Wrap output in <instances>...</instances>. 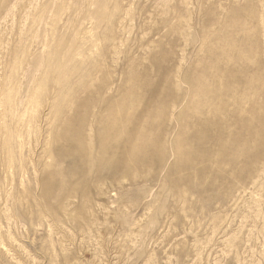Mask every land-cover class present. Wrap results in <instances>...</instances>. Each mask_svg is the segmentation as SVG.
Returning a JSON list of instances; mask_svg holds the SVG:
<instances>
[{"label":"rangeland","instance_id":"obj_1","mask_svg":"<svg viewBox=\"0 0 264 264\" xmlns=\"http://www.w3.org/2000/svg\"><path fill=\"white\" fill-rule=\"evenodd\" d=\"M0 264H264V0H0Z\"/></svg>","mask_w":264,"mask_h":264},{"label":"bare ground","instance_id":"obj_2","mask_svg":"<svg viewBox=\"0 0 264 264\" xmlns=\"http://www.w3.org/2000/svg\"><path fill=\"white\" fill-rule=\"evenodd\" d=\"M21 140V139H20ZM21 167V166H20Z\"/></svg>","mask_w":264,"mask_h":264}]
</instances>
